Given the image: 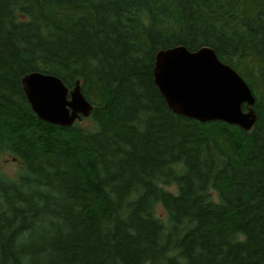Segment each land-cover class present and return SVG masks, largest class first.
Here are the masks:
<instances>
[{
	"label": "trees",
	"instance_id": "obj_1",
	"mask_svg": "<svg viewBox=\"0 0 264 264\" xmlns=\"http://www.w3.org/2000/svg\"><path fill=\"white\" fill-rule=\"evenodd\" d=\"M176 45L211 46L243 76L253 129L170 109L153 70ZM250 58L264 86V0H0V154L22 163L0 170V264H264ZM33 71L80 80L93 129L39 119Z\"/></svg>",
	"mask_w": 264,
	"mask_h": 264
},
{
	"label": "water",
	"instance_id": "obj_2",
	"mask_svg": "<svg viewBox=\"0 0 264 264\" xmlns=\"http://www.w3.org/2000/svg\"><path fill=\"white\" fill-rule=\"evenodd\" d=\"M154 81L170 109L201 122L225 121L249 131L258 120L256 97L243 76L205 45L191 51L185 45L156 52ZM26 97L39 119L72 126L94 108L80 80L70 89L62 78L33 71L23 79ZM243 104H247L246 110Z\"/></svg>",
	"mask_w": 264,
	"mask_h": 264
},
{
	"label": "rangeland",
	"instance_id": "obj_3",
	"mask_svg": "<svg viewBox=\"0 0 264 264\" xmlns=\"http://www.w3.org/2000/svg\"><path fill=\"white\" fill-rule=\"evenodd\" d=\"M239 67L241 70H244L246 75L250 78L252 82L255 83L257 92L259 94H264V86L262 83H260L257 79H255L254 73V67L256 68L255 62L252 58L249 59L248 62H242L240 63ZM81 124L87 128V129H93L94 123L89 117H84L82 120H80ZM22 168L21 161L17 160L12 154L9 152L1 153L0 154V170L5 172L9 176H16L18 170ZM214 196L216 197V194L214 193ZM157 212L160 217L163 219L167 218L166 210L162 207V205L157 206Z\"/></svg>",
	"mask_w": 264,
	"mask_h": 264
},
{
	"label": "flooded vegetation",
	"instance_id": "obj_4",
	"mask_svg": "<svg viewBox=\"0 0 264 264\" xmlns=\"http://www.w3.org/2000/svg\"><path fill=\"white\" fill-rule=\"evenodd\" d=\"M244 106H245V108H244ZM246 108H247V104H243V109L246 110Z\"/></svg>",
	"mask_w": 264,
	"mask_h": 264
}]
</instances>
